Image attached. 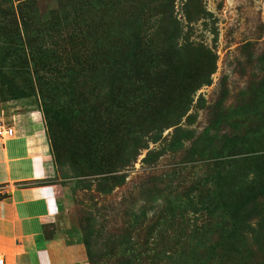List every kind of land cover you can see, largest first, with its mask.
<instances>
[{
    "label": "rangeland",
    "instance_id": "obj_1",
    "mask_svg": "<svg viewBox=\"0 0 264 264\" xmlns=\"http://www.w3.org/2000/svg\"><path fill=\"white\" fill-rule=\"evenodd\" d=\"M35 111L87 264H264V0H0V118Z\"/></svg>",
    "mask_w": 264,
    "mask_h": 264
},
{
    "label": "crops",
    "instance_id": "obj_2",
    "mask_svg": "<svg viewBox=\"0 0 264 264\" xmlns=\"http://www.w3.org/2000/svg\"><path fill=\"white\" fill-rule=\"evenodd\" d=\"M0 255L5 264H87L64 219V192L38 112L0 118ZM51 229L47 232L46 229Z\"/></svg>",
    "mask_w": 264,
    "mask_h": 264
},
{
    "label": "trees",
    "instance_id": "obj_3",
    "mask_svg": "<svg viewBox=\"0 0 264 264\" xmlns=\"http://www.w3.org/2000/svg\"><path fill=\"white\" fill-rule=\"evenodd\" d=\"M126 25V24H125ZM174 33V32H173ZM173 33H171L170 34V37L172 38V37H176L177 36V34H178V31H177V33L176 34H173ZM121 35V34H120ZM136 36H138V34H136ZM136 38V37H135ZM174 38H172V40H173V42L169 45V47H168V50L167 51H169V52H171V53H173V54H175V57H173V59H176L178 62L179 61H182L183 60V57H184V53H186V52H197V51H195L194 50V48H193V45H189V44H186V45H184V46H182V47H177L176 45V38L174 39ZM171 40V39H170ZM133 44V43H132ZM198 53V52H197ZM197 53H196V55H197ZM189 56H190V54H189ZM210 56H212L211 54H209V52H208V55H207V58H201L202 59V61L201 62H203V63H206V62H204L205 60H207ZM202 65V64H201ZM172 114V113H171ZM45 115H46V117H47V114L45 113ZM165 115H166V113H165ZM48 118V117H47ZM135 139H134V143L133 144H131V146L133 147V150L134 151H136L137 149H139V145L136 143V141L138 140V136H137V133H136V135H135V137H134ZM51 140V139H50ZM230 142V143H229ZM228 143H229V147L230 148H234L235 146H236V143L237 142H234L233 140H230V141H228ZM130 145H128L127 147H129ZM247 147H249L248 148V150L249 151H251V147L250 146H247ZM205 149L206 148H204L202 151H201V153L202 154H204V151H205ZM259 156H256L255 157V159L256 158H258ZM255 164V169L258 171V172H260V173H262L263 172V168H262V166H259V164L257 163V162H255L254 163ZM264 191V189H261L260 191ZM255 199V196L253 195H250V196H247V198L245 199H243L242 201H239V202H233V201H229V202H222L221 203V205H220V207L221 208H217V209H220L221 211H223V212H227V211H229V212H231L232 214H233V223L234 224H236V222L238 221L239 222V214L240 213H242L245 209H246V207L248 206V203L251 201V200H254ZM233 224V226L234 227H236L235 225ZM232 226V227H233ZM231 234L232 235H235V232L234 231H231ZM229 236V237H233V236ZM84 243V245L86 246V253H87V256H88V258H89V256L91 255V253H90V249H89V244H88V241L87 242H83Z\"/></svg>",
    "mask_w": 264,
    "mask_h": 264
},
{
    "label": "built area",
    "instance_id": "obj_4",
    "mask_svg": "<svg viewBox=\"0 0 264 264\" xmlns=\"http://www.w3.org/2000/svg\"><path fill=\"white\" fill-rule=\"evenodd\" d=\"M12 135H13V130L10 127L0 130V136L11 137ZM0 264H5V261L2 255H0Z\"/></svg>",
    "mask_w": 264,
    "mask_h": 264
}]
</instances>
